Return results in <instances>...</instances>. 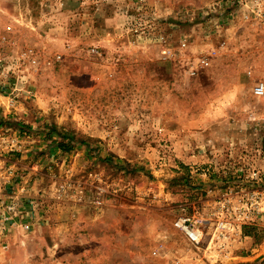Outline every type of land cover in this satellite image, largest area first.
I'll return each mask as SVG.
<instances>
[{"label": "rangeland", "instance_id": "obj_1", "mask_svg": "<svg viewBox=\"0 0 264 264\" xmlns=\"http://www.w3.org/2000/svg\"><path fill=\"white\" fill-rule=\"evenodd\" d=\"M244 11L0 0V200L18 215L0 227V264H264V223L243 226L230 259L180 239L168 257L148 254L181 207L246 181L237 168L264 174V95L251 90L264 81V20ZM55 129L73 136L70 151Z\"/></svg>", "mask_w": 264, "mask_h": 264}, {"label": "built area", "instance_id": "obj_2", "mask_svg": "<svg viewBox=\"0 0 264 264\" xmlns=\"http://www.w3.org/2000/svg\"><path fill=\"white\" fill-rule=\"evenodd\" d=\"M236 2H243L250 7V12H243L244 18L250 19L251 16L264 20V0H236ZM24 55L31 66L38 65L39 61L32 48H28ZM202 60L207 63V56ZM251 90L256 96L264 95V81L255 79ZM261 131L264 133V120L261 124ZM3 143L4 139L0 134V151L7 148ZM32 169L34 170L35 166H32ZM243 171H247L242 176L246 181L241 178L242 183L225 182L220 188V194L207 207H202L200 210L195 209L192 212L181 207L180 213L172 220L175 231L184 237L192 247L201 248L204 254L211 259H230L232 244L241 239L243 226L264 223V174L253 166L247 169L240 166L236 170L238 173H243ZM58 190L60 196L65 199L73 195L67 191L65 185H61ZM16 209V204L13 201L0 200L1 229L5 228L6 222L15 223L12 218L18 217ZM21 226L28 228L27 223H22ZM160 245L162 246L163 242Z\"/></svg>", "mask_w": 264, "mask_h": 264}, {"label": "crops", "instance_id": "obj_3", "mask_svg": "<svg viewBox=\"0 0 264 264\" xmlns=\"http://www.w3.org/2000/svg\"><path fill=\"white\" fill-rule=\"evenodd\" d=\"M51 207L48 210H50ZM53 223L48 222V227L52 226ZM61 235H64L63 233H61ZM182 240L183 244H186V239L184 237H182L181 235H179L175 230H173L169 236V238L166 239H162V238H155V241L153 243V245L151 246V248L148 250V254L149 256H154V257H158V258H165L168 257L171 253H173L174 251H176L174 248L177 245V240ZM163 242V245L161 246L160 243ZM176 257V256H175ZM174 259V258H173Z\"/></svg>", "mask_w": 264, "mask_h": 264}, {"label": "trees", "instance_id": "obj_4", "mask_svg": "<svg viewBox=\"0 0 264 264\" xmlns=\"http://www.w3.org/2000/svg\"><path fill=\"white\" fill-rule=\"evenodd\" d=\"M50 128L54 130L53 126ZM55 131L60 138H54L52 141L61 151H70L73 148V136L71 137L67 132H58L56 129Z\"/></svg>", "mask_w": 264, "mask_h": 264}]
</instances>
